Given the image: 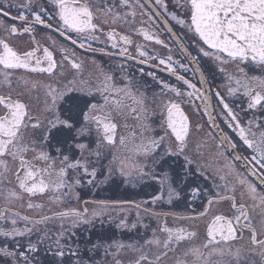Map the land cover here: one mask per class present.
<instances>
[{
	"label": "snow or ice",
	"instance_id": "6c2138e0",
	"mask_svg": "<svg viewBox=\"0 0 264 264\" xmlns=\"http://www.w3.org/2000/svg\"><path fill=\"white\" fill-rule=\"evenodd\" d=\"M0 264H264V0H0Z\"/></svg>",
	"mask_w": 264,
	"mask_h": 264
},
{
	"label": "flooded vegetation",
	"instance_id": "af4514ba",
	"mask_svg": "<svg viewBox=\"0 0 264 264\" xmlns=\"http://www.w3.org/2000/svg\"><path fill=\"white\" fill-rule=\"evenodd\" d=\"M169 7H170V9H171V3H170V2H169ZM12 11H13V15H15V14H16V10L13 9ZM139 19H140V18L137 17V23H136L135 25H133L134 28H138V27L141 26V25L139 24ZM145 19H146V17H145ZM173 24H174V22H173ZM144 27H147V25H144ZM119 30L122 31V32H128V34L132 35V38H133V40H134V44H133V46H131V47L129 48V51H130L133 55H135V44H144V45L146 46V49L149 51L150 54L153 53V52H155V53H159V54H161V55H166V54H167V50H166V49H163L160 45H156L154 42L145 41V40L143 39L142 36L133 34V33L131 32V30H129V29H124V28H121V29H119ZM175 30L178 31V30H179V26H175ZM38 38H39V37H38ZM161 38H162V39H167V37L164 36V35H162ZM20 39L23 40V41H27L29 38H28L27 36H24V37H21ZM95 46L99 47L100 45H95ZM173 48H174V50H173V53H172V54L174 55V57L177 58V59H182V58L180 57V54H179L178 49H175L174 46H173ZM95 58H96L99 62L103 63L105 66H107L109 63L115 64V63H119V62H120L119 60L109 61V59H108L107 57H102V56H100V55H97ZM182 62H183V60H182ZM129 63L132 64L133 62L130 61ZM138 67H144L145 72H148V71H155L156 74H157L158 76H160L161 78L167 79V80H169V82H171V83H176L175 79L172 78V77H169L167 73L162 72V71H159V70H157V69H155V68H152V67H150L149 65H139V66H137V65H134V64H133V69H134V70H137ZM182 74H184V73H182ZM186 75H187L190 79H192L193 82H197L198 76H193L192 73H187ZM137 78H140V77H139V74H138V70H137ZM142 79L145 80V81H147L149 84H152V85H153V88H150L149 91H148L149 98H151L152 91L155 90V91L158 92L159 89H156V88L154 87V82L151 80L150 77L145 76V77H143ZM217 83H219V80H217ZM185 110H186L187 114L189 115L190 119H191L193 122H196L198 119H200L201 122L207 120V117H202V118H200V117H197V116L193 115L192 112H191V110L188 109V108H186ZM156 119L158 120L159 117L157 116ZM129 123H134V121H129ZM222 127H223V125H222ZM207 130H208V125L205 124V131H207ZM201 136H202V134H199V135H198V134L193 133V136L191 137L192 144L190 145V147H193V148H194V146H195V142H196L198 139H200ZM178 163H182V159H181L180 161H178ZM174 166H175V165H174ZM197 182H198V183H205V184H206V182H204L202 179L197 180ZM146 191H151V190H150V189H147ZM114 196H125V197H130V198H141V197L144 196V192L141 191L140 189H129L127 192H124L123 190H120V191L117 192V191L107 190V189H106L105 191L100 192V193L98 194V197H99V198L114 197ZM84 198L87 199V198H90V197H89V196H85ZM218 207H220L222 210H227L228 205H227V204H222V205H220V206H218ZM21 212L23 213L24 210L21 209ZM20 226H23V225L21 224ZM97 228L99 229V225H97ZM245 235L247 236V233H245ZM41 259H42V260L45 259L43 253L41 254ZM257 259H258V258H257Z\"/></svg>",
	"mask_w": 264,
	"mask_h": 264
}]
</instances>
